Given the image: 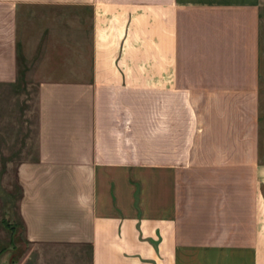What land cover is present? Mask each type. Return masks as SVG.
<instances>
[{
    "label": "crops",
    "instance_id": "crops-1",
    "mask_svg": "<svg viewBox=\"0 0 264 264\" xmlns=\"http://www.w3.org/2000/svg\"><path fill=\"white\" fill-rule=\"evenodd\" d=\"M260 4L0 0V89L34 85L37 264H264Z\"/></svg>",
    "mask_w": 264,
    "mask_h": 264
},
{
    "label": "rangeland",
    "instance_id": "rangeland-1",
    "mask_svg": "<svg viewBox=\"0 0 264 264\" xmlns=\"http://www.w3.org/2000/svg\"><path fill=\"white\" fill-rule=\"evenodd\" d=\"M260 78H259V122L260 154L264 156V0L260 4ZM13 92V91H12ZM8 88L0 89V218L12 226L11 260L5 253L0 264H37L36 251L24 239L23 228L17 215L19 188L16 167L20 159L33 154L32 139L34 116V85L25 84L14 96ZM13 96H12V95ZM1 230V229H0ZM3 231V230H1ZM7 231L0 232L6 240ZM13 261V262H12Z\"/></svg>",
    "mask_w": 264,
    "mask_h": 264
},
{
    "label": "trees",
    "instance_id": "trees-1",
    "mask_svg": "<svg viewBox=\"0 0 264 264\" xmlns=\"http://www.w3.org/2000/svg\"><path fill=\"white\" fill-rule=\"evenodd\" d=\"M2 222H3V224L11 231V233H12V236H13V230H12V226L11 225H8V223H6L5 221H3L2 220Z\"/></svg>",
    "mask_w": 264,
    "mask_h": 264
}]
</instances>
